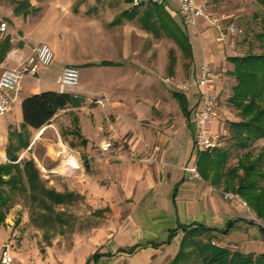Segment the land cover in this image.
Instances as JSON below:
<instances>
[{
	"label": "crops",
	"instance_id": "1",
	"mask_svg": "<svg viewBox=\"0 0 264 264\" xmlns=\"http://www.w3.org/2000/svg\"><path fill=\"white\" fill-rule=\"evenodd\" d=\"M169 1L156 7H161L174 21L175 15L179 13L171 9ZM171 1L176 5L174 0ZM74 2L76 0H30V5L37 9L36 15L22 11L16 13V8L19 7L17 4L14 8L17 16L12 12V17L18 21L16 29L21 28L24 31L22 40L33 35V30L27 28L28 20L30 22L40 19L41 25L44 23V30H40V33L44 34L43 43L52 49L54 62L65 63L54 80L56 85L59 74L67 66L76 67L79 75L81 70L92 74L89 78L84 72L80 80L78 76V86L72 91L78 90L80 95L70 93L79 97V104L59 110L51 119L61 112L71 111L73 129L70 130V136L73 138H71L73 145L64 142L58 134L56 142L47 144V151L44 154V158L51 162L48 168L31 158L34 162L37 161L44 171L59 176H70L71 190L77 192L76 194L85 195L93 209L102 208L104 215L107 212L111 214L110 223L104 224L101 231L102 251L92 252L85 264L91 261L94 264H168L177 251L182 235L179 231L171 243L166 244L169 231L190 224H201L211 228L217 241L232 251L264 253L262 229L264 227H260L262 222L250 207L248 210L240 204L224 199L223 192L226 191L222 188L223 183L213 182L211 173L205 177L198 168L201 179L197 180L192 179L183 169L193 165L197 157L193 146L195 123L192 111L197 105L198 91L194 89L189 93L182 92L178 86L196 75L199 70L174 83L175 89L168 96L153 93L154 86L151 84L150 87L138 86L143 80L142 74L136 75L137 68L140 69L142 66L141 41L133 47L125 42L117 49L118 46L111 40L110 33H104L103 30L99 33L94 30L95 16L88 13V10L93 8L94 0L82 1L79 4ZM150 7L153 6L132 7V10L128 11L126 9L128 7H124L125 10L120 15L130 17L129 21L125 18L124 23L137 20L146 34L157 35L158 32L153 29H144L142 22L144 12L149 11ZM26 14L29 16L28 19ZM6 21L7 31L0 37V70L5 67H16L37 47L26 46L28 45L26 39L21 47L12 45L16 31L11 35L8 29L9 24L13 22L10 19ZM99 23L98 27L99 25L103 27V22ZM79 26L86 30L80 32L77 28ZM89 29L100 38H106L113 43L114 48L110 46L113 51L112 57L96 58L95 53L88 52L83 42L84 37L89 36L91 31ZM142 29L137 32L140 39ZM195 32L199 44L197 43L194 51L198 54L201 51L204 53L201 65L203 63L210 65L224 44L217 43L213 51L209 48L208 42H215V31L203 20L199 21V28ZM185 34L189 39L188 30ZM189 58L192 60L193 57ZM41 68L46 67H40L37 78L33 79L41 80ZM39 85L23 88L21 81L15 101H18L19 97L22 100L26 96L43 91L60 92L58 85L57 88ZM132 87L134 97L126 92L127 88ZM85 92L89 94L93 92L88 100L94 106L88 105L85 101L87 100ZM104 98L107 101L103 104L94 102L95 99ZM181 99L186 102L185 110ZM161 101H164L162 106L166 105L169 112H173L177 117L172 125L161 127L156 124L154 113L161 106ZM221 118L220 113V118L211 128L221 136L230 138L229 123L241 119L238 114L232 118L223 117L228 120L226 122ZM47 127L46 124L38 129L39 138ZM21 128L28 132L35 130L30 127ZM106 139H112L114 142V157L109 160L99 156V145ZM31 144L28 140V146L22 149L31 147ZM222 144L224 146L225 141ZM228 146L229 155L235 157V163L227 166H235L245 152L249 153L251 159L264 152V138L253 141L246 149L238 148L233 140L229 141ZM20 159L18 157L17 161ZM199 163L200 156L197 165ZM261 163L264 168V159ZM241 173L242 170H239L238 175ZM91 187L94 188V192L90 190ZM52 191L62 195L58 189ZM230 222L228 232L225 234L219 232ZM132 246L136 248L130 251L129 248ZM96 253L99 256L93 258L92 255Z\"/></svg>",
	"mask_w": 264,
	"mask_h": 264
},
{
	"label": "rangeland",
	"instance_id": "2",
	"mask_svg": "<svg viewBox=\"0 0 264 264\" xmlns=\"http://www.w3.org/2000/svg\"><path fill=\"white\" fill-rule=\"evenodd\" d=\"M82 1L86 2V0H76L74 4H79ZM196 1L200 2L202 0ZM207 1L212 4L218 13L227 15L230 21H234L240 31L234 39L233 46L223 43L224 47L219 48L216 59L210 62L211 68L213 67L220 74L218 81V106L222 116L221 119L226 122L228 120L223 119V117L227 116L232 118L233 115L238 114V110L230 100L237 81L232 75L233 64L229 60V57L235 55L241 56L248 53H259L261 51L260 47L264 44V41H261L257 35L264 29L262 28L261 22L262 13H264V4H261L257 0ZM128 3L129 0H94L93 8L88 10L89 14L95 16L96 26L94 30L99 33L102 30L104 33H110L109 36L117 44V49H120V46H123L125 42L131 44L133 47L141 41L143 45L141 57L142 66H140V69L137 68L138 73L136 75L139 76L142 74L143 80L138 86L150 87L151 84V86H154L153 93H161L160 95L168 96L175 89L174 83H177L181 79H186L191 72L199 70L203 62L204 53L201 51L198 54L194 51L197 43L199 44L196 30L191 25H185L178 14L175 15L174 22L185 32L188 30L193 57L191 60L184 51L183 44L177 39L175 34L176 27L168 26L169 28H166L167 26H164V24L158 25L161 17L156 21H152L154 23L152 27L149 24V27L153 30L158 29L157 35L146 34L144 32L145 30L140 28V23L137 20L124 23V19L126 18L129 21L130 17L126 15L123 17L120 13L125 10L124 7H128L126 8L127 11L132 8ZM17 4L24 3H22V0L0 2V15L13 22L9 24L8 29L11 35L16 31L14 34L15 40L12 45L21 47L23 41L26 39L28 44L26 46L34 48L44 42V34L40 33V30L43 31L45 28L44 23L41 25L40 19H35L30 22L28 20L26 25L27 28L33 30V35L31 37H25L22 40L21 37H23L24 31L21 28L16 29V22L18 21H15L12 17V12L15 15L14 8ZM169 6L174 11H177L175 3L171 0L169 1ZM23 8L28 13L31 12L34 15L37 13V9L31 6L30 3L28 6H23ZM150 8L149 11L151 12L157 10L156 8L158 7H154L155 10L152 7ZM149 11L144 13H150ZM28 18L29 16H27ZM167 21L169 22V19ZM98 22H103V27L101 25L98 27ZM77 28L80 32L86 30L82 27L80 28V26ZM146 28L148 27L144 26V29ZM141 29L143 30L142 39H140L137 33ZM89 30H91L89 31L90 33L88 32L89 36L84 37L83 42L88 48V52L95 53L96 58L112 57L113 51L110 46L114 48V45L112 46L113 43L111 44L106 38H100L92 32V29ZM216 44L213 41L208 42V46L212 51L214 47H217ZM170 55L174 58L175 64L173 68L168 69ZM128 61L130 62V60ZM64 64L63 61H53L48 68H41L40 81L24 77L22 79L23 88L28 86L34 87L37 84H40L39 86L42 87L47 85L50 88H57L54 80ZM84 72L85 70L83 72L81 70V75ZM85 73L89 78L92 77L91 73ZM81 75H79V80L82 78ZM127 89L126 92L134 97V87ZM154 89H156L155 92ZM194 89L192 88L191 90ZM69 93L80 95L78 90ZM84 94L87 98L85 100L87 104L94 106L89 101L93 92L90 94L85 92ZM20 100L19 97L18 101H15L9 111L0 116V152L2 153L0 167L9 165L10 161L7 150H10L12 153H16L21 160L33 158L40 165L48 168L51 162L44 158L48 143L56 142L58 134L67 144L73 145L74 143L73 138L70 136V130L73 129L70 116L71 111L61 112L53 120H50L47 124V130L39 138L37 136L38 130L28 132L20 127ZM163 102L161 101V106L154 113L156 124L161 127L167 124L172 125L177 118L173 112H169L166 105L162 106ZM175 109L177 110L176 107ZM19 132L32 144L27 149L15 151L14 148L18 142ZM221 139L222 143L225 141L226 144L224 146L222 144V148L220 147L216 150H228L229 155L230 150L227 145L232 139L229 136L225 138L223 135ZM206 153L208 152L200 154V162L206 157ZM234 159V156L230 157L229 155L227 164H234ZM37 161L35 162L39 169V181L36 183L37 187H35L34 192L29 188L30 181L27 178L28 176L22 172L21 176H19L21 177V181L13 184L15 188L11 189L10 186L12 185L2 186L3 191L9 193L10 197L7 206H0V249L4 245L9 246L14 257L11 264H85L86 259L92 252L102 251V245L100 244V240L102 239L101 231L104 224L110 223L111 214L105 212L106 214L104 215V211L101 210L102 208L93 209L88 204L85 195L76 194L77 192L71 190L70 176H59L58 174L44 171L39 167ZM22 163L21 161L19 164L20 169H22ZM12 173H15L14 169ZM2 178L6 180L7 176H3ZM236 184L237 181L235 180L232 183V187L228 190L224 188V184H222V188L226 192L236 193L232 189ZM54 189L62 192L59 202L53 198L54 196L52 197V193L54 194L52 190ZM90 190L94 192V188L91 187ZM201 237L204 239L206 235L203 234ZM213 243L221 245L216 239H214ZM89 264H94V262L91 261Z\"/></svg>",
	"mask_w": 264,
	"mask_h": 264
},
{
	"label": "trees",
	"instance_id": "3",
	"mask_svg": "<svg viewBox=\"0 0 264 264\" xmlns=\"http://www.w3.org/2000/svg\"><path fill=\"white\" fill-rule=\"evenodd\" d=\"M29 1L22 0L24 4H20L16 8V13L21 11L27 13L23 6H28ZM257 1L264 4V0ZM154 7L156 6H153L152 9ZM156 9L154 8L156 12L149 11L150 13L143 14L142 22L144 26L152 27L154 24L152 21H156L160 17L158 25L164 24V26H167L166 28L175 26L178 41H181L184 51L191 57L192 51L185 32L161 7ZM167 19H169V22ZM261 22L262 28H264V13H262ZM149 24H151L150 27ZM154 31L157 32L158 29ZM257 37L264 41V29ZM260 48L259 53L229 57L233 64L232 75L237 81L230 100L238 110V116L241 118L240 121L229 123V132L230 139L241 149H246L253 141L264 138V44ZM169 60V69H171L174 58L170 55ZM79 102L80 99L77 96L67 92L51 90L26 96L20 104L21 127L38 130L48 124L59 110L70 105L76 106ZM180 102L183 110H185L186 102L182 99ZM18 134L15 151L28 146V140L20 132ZM7 154L10 161L9 165L0 167V206H7L10 197L9 193L3 191L2 186L12 185L10 188H15L13 184L21 181V177H19L21 172L28 176L29 188L32 192L35 191L36 183L39 181V171L33 159H20L17 161L18 155L16 153L7 150ZM206 154V157L199 163L203 175L208 177L211 173L212 181L222 182L227 190L232 187V183L236 179L237 184L232 189L248 203L255 216L264 223V185H262L264 168H262L261 163L264 159V152L259 153L255 159H251L249 153L245 152L235 166H227L228 150L214 149ZM21 161L23 162L22 169L19 165ZM13 169L15 173H12ZM239 170H242L240 175H238ZM3 176H7V179L4 180ZM52 197L59 202V194L54 192ZM230 225L231 222L219 232L225 234L230 229ZM179 231L182 235L179 239L178 250L168 264H264V253L254 254L232 251L228 247L213 243L214 239L217 240V237L212 234V229L201 224L183 225L171 229L165 243L170 244ZM203 234L206 235L204 239L201 237ZM136 246L130 247L129 250H134ZM98 256L97 253L92 255L93 258Z\"/></svg>",
	"mask_w": 264,
	"mask_h": 264
},
{
	"label": "built area",
	"instance_id": "4",
	"mask_svg": "<svg viewBox=\"0 0 264 264\" xmlns=\"http://www.w3.org/2000/svg\"><path fill=\"white\" fill-rule=\"evenodd\" d=\"M17 0H0V2H13ZM167 0H129L132 7L158 6ZM177 11L185 25H191L195 30L199 28V21H205L214 29L216 43H227L233 46L239 29L229 17L218 13L212 4L208 2H196L195 0H174ZM8 22L0 15V37L5 35ZM54 59V53L49 45L42 43L35 47L32 54L20 61L13 68L5 67L0 70V116L6 114L18 97L21 81L24 77L37 78L40 67L50 66ZM79 72L76 67H65L57 78L60 92H70L78 86ZM220 74L203 63L198 73L181 83L178 87L182 92H188L192 88L197 89V105L193 108L195 129L193 133V146L197 157L193 165L184 167V171L192 179H201L198 170V158L201 153L211 152L222 146L221 134L213 131L211 126L220 118L218 106V81ZM107 99H95L94 102L103 104ZM99 156L105 160L114 157V142L106 139L99 145ZM0 157L2 153L0 152ZM224 199L230 200L249 210V206L238 194L223 192ZM255 220V219H254ZM262 227L264 224L260 223ZM13 257L10 248L4 245L0 249V264H11Z\"/></svg>",
	"mask_w": 264,
	"mask_h": 264
}]
</instances>
